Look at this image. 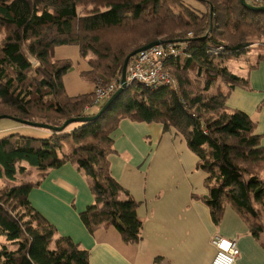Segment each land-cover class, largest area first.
Masks as SVG:
<instances>
[{
  "label": "trees",
  "instance_id": "trees-1",
  "mask_svg": "<svg viewBox=\"0 0 264 264\" xmlns=\"http://www.w3.org/2000/svg\"><path fill=\"white\" fill-rule=\"evenodd\" d=\"M245 1L264 6V0ZM259 36H264V11L240 0H0V115L52 126L94 115L107 100L88 112L94 87L119 80L128 53L155 40L185 47L167 62L176 72L177 90L132 82L95 120L70 123L47 138L17 132L0 138V180H6L0 184V235L14 245L0 247V264H89L88 251L58 234L29 201L48 171L66 162L85 172L94 195L79 213L87 231L111 226L125 243L140 239L139 201L110 171L112 136L123 119L159 123L181 135L197 157L195 168L206 175V193L195 197L208 206L213 224L230 204L258 237L264 222L258 229L250 218L259 219L253 202H264V179L258 175L264 170V145L256 121L226 104L235 87L250 85L223 62L244 54ZM70 44L90 54L84 71L94 85L90 92L65 91L63 75L72 63L53 58L52 50ZM262 60L264 52L250 68ZM65 142L69 151L60 156ZM31 169L37 180L26 178ZM17 180L19 185L11 184Z\"/></svg>",
  "mask_w": 264,
  "mask_h": 264
},
{
  "label": "crops",
  "instance_id": "crops-1",
  "mask_svg": "<svg viewBox=\"0 0 264 264\" xmlns=\"http://www.w3.org/2000/svg\"><path fill=\"white\" fill-rule=\"evenodd\" d=\"M250 66L236 74L247 78L250 87H235L226 104L256 121L255 131L264 145V60L253 69ZM9 131L47 135L9 123L0 127L2 134ZM112 137L111 174L139 201L137 215L142 227L137 242L125 243L111 226L87 231L79 213L93 203L94 195L87 175L75 164L66 162L50 169L29 193L32 206L58 234L70 236L88 251L89 264H210L216 253L211 243L215 234L235 240L239 256L234 264H264V239L249 232L235 208L226 204L215 225L208 206L195 197L205 195L206 175L195 168L197 157L181 135L172 129L164 131L159 123L123 119ZM171 164L179 169L171 170ZM33 171L37 177L29 180L38 179L33 169L29 175ZM140 175L144 177L142 186Z\"/></svg>",
  "mask_w": 264,
  "mask_h": 264
},
{
  "label": "rangeland",
  "instance_id": "rangeland-1",
  "mask_svg": "<svg viewBox=\"0 0 264 264\" xmlns=\"http://www.w3.org/2000/svg\"><path fill=\"white\" fill-rule=\"evenodd\" d=\"M258 1H260V0H258ZM192 3L194 5H199V4H195L194 2H192ZM199 6H201V5H199ZM263 48H264V36H259L257 38L253 37L251 42L248 44V47H247L244 54H241L239 56H230L229 58L224 59L223 64L231 72H233L235 74H239L241 69H244V68L246 69L250 65L255 63L257 54L264 52ZM52 57L57 58V59L67 58V59L71 60L72 69L63 75V84H64V88H65V91L67 94L78 95V94L90 92V90L92 88V83L89 80V78L86 77L84 74V71H86L88 69V61L87 60L90 57V54L82 55L79 52L78 47L76 45L70 44V45H58V46L54 47L52 50ZM31 63H32L33 67L38 66V62L34 59H31ZM166 66H167L168 70L171 71L172 73H174V75L177 77L176 72L173 70L171 65L166 64ZM189 73L192 76L195 75V71H189ZM100 86H103V85H100ZM97 109H98V105H95V106H92L88 110V112L92 113V112H95ZM5 123H9L10 125H17L18 127H25L27 129H34L37 131H43L47 135L46 136L45 135H39V137H36V136H31V135L19 133L17 131H9V132H6L4 134H2L0 132V138L5 136V135H8L10 133H14V132H17L19 135H22V136H29V137H36V138H47V137H50V135H51L50 131L43 129V128H38V127L30 126V125L21 124V123H18L12 119H9V118L0 119V127L2 125H5ZM23 129L24 128L21 129V132H24ZM69 148L70 147H69L68 143L65 142V145H63L61 150H59V155L62 156L64 153H68ZM22 163L25 165L24 161ZM169 168L171 170H174V171L179 169L178 166L175 164H171V166ZM258 175H260L264 179V170L260 171V173H258ZM36 177L37 176L35 175L34 171H33V174L27 176L28 179H35ZM143 180H144L143 175H140L141 186L143 185L142 184ZM5 182H6L5 179L0 180V184H4ZM19 183H20V181L17 180V181L12 182L11 184L19 185ZM253 205L257 211V215L259 216V219H258V217L256 219L250 218V222H251L253 227H256L259 229L260 225L262 224V221L264 222V202H262L261 204L253 202ZM259 236H261L264 239V231H261L259 233ZM2 245H6L9 248L14 247V245L10 244V242L6 240L5 236L0 235V247Z\"/></svg>",
  "mask_w": 264,
  "mask_h": 264
},
{
  "label": "built area",
  "instance_id": "built-area-1",
  "mask_svg": "<svg viewBox=\"0 0 264 264\" xmlns=\"http://www.w3.org/2000/svg\"><path fill=\"white\" fill-rule=\"evenodd\" d=\"M178 41L164 42L146 50L136 53L129 61L126 68V82H137L148 88L167 86L178 89L177 77L168 70L166 64L170 58L177 57L185 47ZM120 79H112L103 86L96 85L93 93L92 106L98 105L108 99L115 89L119 87ZM92 106H87L89 110ZM211 243L216 249L210 264H234L239 256V249L235 240L215 234Z\"/></svg>",
  "mask_w": 264,
  "mask_h": 264
},
{
  "label": "water",
  "instance_id": "water-1",
  "mask_svg": "<svg viewBox=\"0 0 264 264\" xmlns=\"http://www.w3.org/2000/svg\"><path fill=\"white\" fill-rule=\"evenodd\" d=\"M240 3L244 6H247L249 8H251L254 11H264V6H258V7H254L249 5L245 0H240ZM211 9V7H210ZM212 15V11H210V17ZM165 41L162 40H155L153 42H150L144 46H141L133 51H131L130 53H128L124 60H123V64H122V68H121V75H120V84L119 87L116 89V91L113 92V94L105 101V103L102 105V107L100 108V110L95 113L94 115H90V116H84V117H75V118H70L67 119L61 126H52V125H48L46 123H38V122H31V121H27V120H22L19 118H13L10 117L8 115H0V119L2 118H9L12 119L18 123L21 124H25V125H30V126H34V127H38V128H43L49 131H61L63 130L64 127H66L68 124L73 123V122H86V121H91V120H95L97 119L100 114L102 112L105 111V109L111 104V102L117 97L119 96L124 89L127 87L128 83L126 82V68L127 65L130 61V59L138 52L142 51V50H146L148 48H151L153 46L159 45L164 43ZM170 42V41H168Z\"/></svg>",
  "mask_w": 264,
  "mask_h": 264
}]
</instances>
